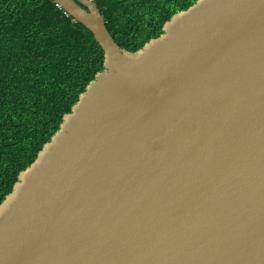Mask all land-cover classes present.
I'll return each mask as SVG.
<instances>
[{"label": "water", "instance_id": "95a60500", "mask_svg": "<svg viewBox=\"0 0 264 264\" xmlns=\"http://www.w3.org/2000/svg\"><path fill=\"white\" fill-rule=\"evenodd\" d=\"M52 1L104 68L0 204V264H264V0H198L136 52Z\"/></svg>", "mask_w": 264, "mask_h": 264}, {"label": "trees", "instance_id": "16d2710c", "mask_svg": "<svg viewBox=\"0 0 264 264\" xmlns=\"http://www.w3.org/2000/svg\"><path fill=\"white\" fill-rule=\"evenodd\" d=\"M92 1L136 52L198 0ZM103 68L92 34L52 0H0V204Z\"/></svg>", "mask_w": 264, "mask_h": 264}]
</instances>
